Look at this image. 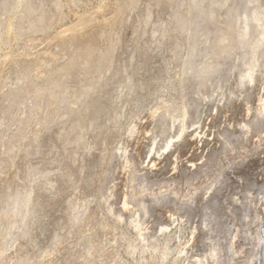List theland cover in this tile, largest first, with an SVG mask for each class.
Wrapping results in <instances>:
<instances>
[{
	"label": "rangeland",
	"instance_id": "1",
	"mask_svg": "<svg viewBox=\"0 0 264 264\" xmlns=\"http://www.w3.org/2000/svg\"><path fill=\"white\" fill-rule=\"evenodd\" d=\"M260 101L264 0H0V264H264Z\"/></svg>",
	"mask_w": 264,
	"mask_h": 264
},
{
	"label": "bare ground",
	"instance_id": "2",
	"mask_svg": "<svg viewBox=\"0 0 264 264\" xmlns=\"http://www.w3.org/2000/svg\"><path fill=\"white\" fill-rule=\"evenodd\" d=\"M89 3V2H88ZM84 5H86V4H84ZM241 90V89H240ZM262 100V99H261ZM251 101V100H250ZM258 103V102H257ZM264 103H263V101H260L259 102V104H257L256 106H255V108L260 112V113H262V111H264V105H263ZM249 105V104H248ZM217 107V106H216ZM244 107V106H243ZM242 107V108H243ZM252 107H253V105H252ZM245 110V109H244ZM251 110V107H247L246 108V111H250ZM248 113V112H247ZM245 114V113H244ZM248 116H249V114H248ZM212 120V119H211ZM242 125V124H241ZM242 126H245V125H242ZM241 126V127H242ZM236 127V126H235ZM243 128V127H242ZM213 130H214V128H213ZM192 133V132H191ZM206 133V132H205ZM211 133V132H210ZM212 134V133H211ZM191 135V134H190ZM194 135H195V133H194ZM189 136V135H188ZM221 137V136H220ZM224 137V136H223ZM205 138V137H204ZM212 138V137H211ZM223 139V138H222ZM188 141L190 142V144L191 143H194L195 142V140L194 139H192L191 137L188 139ZM224 141H225V139H224ZM171 143V142H170ZM166 146H168V144H166ZM222 147V146H221ZM165 148V147H164ZM165 149H167V148H165ZM198 150V149H197ZM175 151V150H174ZM164 152V151H163ZM178 152V151H177ZM175 154H176V152H175ZM157 155V154H156ZM155 155V156H156ZM181 155H182V153H181ZM153 156V155H152ZM173 156V155H172ZM176 156V155H175ZM170 158V157H169ZM151 159V158H150ZM162 159V158H161ZM180 159V158H179ZM145 160H146V158H145ZM157 160H158V158H157ZM187 160V159H186ZM154 161H156V160H152V165H150L149 167L147 166L146 168L149 170V172H153V171H155V166L154 165H156L155 163H154ZM187 161H189V160H187ZM177 162V161H176ZM183 162V161H182ZM144 163V162H143ZM194 163V162H193ZM132 164V163H131ZM160 164V163H159ZM159 164H157V165H159ZM168 164V163H167ZM183 164V163H182ZM187 164V163H186ZM170 165V164H169ZM173 165V164H172ZM195 165V164H194ZM200 165V164H199ZM126 165L125 164H123L122 165V167H121V169L122 170H124L126 167H125ZM144 166H146V165H144ZM163 166V165H162ZM186 166V168H187V170L188 169H190L191 168V166H193V164H189V165H185ZM154 167V168H153ZM172 168V167H171ZM174 168H175V166H174ZM178 168H180V167H178ZM121 170V171H122ZM177 170V169H176ZM178 173V172H177ZM186 176V175H185ZM182 177V176H181ZM177 178V177H176ZM183 180V179H182ZM125 182V181H124ZM191 185V184H190ZM194 186V185H193ZM199 186V185H198ZM191 187V186H190ZM200 187V186H199ZM192 191V190H191ZM124 196V195H123ZM120 197V196H119ZM125 197H126V195H125ZM132 205V204H131ZM129 207H130V205H129ZM129 207H128V201L126 200V198H122L121 200H120V203H119V211L120 212H123L124 211V213H126L127 211H129ZM123 214V213H122ZM169 216V215H168ZM167 215H166V217H168ZM137 221V220H136ZM168 221V220H167ZM139 223V222H138ZM141 225V224H140ZM149 227V226H148ZM147 229V228H146ZM144 230V229H143Z\"/></svg>",
	"mask_w": 264,
	"mask_h": 264
}]
</instances>
